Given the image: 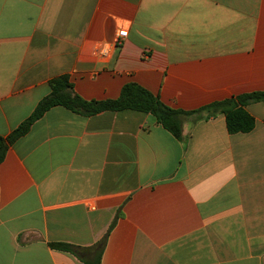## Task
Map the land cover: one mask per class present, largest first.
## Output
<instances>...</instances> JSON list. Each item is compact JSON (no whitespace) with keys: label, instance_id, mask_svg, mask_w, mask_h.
Segmentation results:
<instances>
[{"label":"crops","instance_id":"1","mask_svg":"<svg viewBox=\"0 0 264 264\" xmlns=\"http://www.w3.org/2000/svg\"><path fill=\"white\" fill-rule=\"evenodd\" d=\"M62 76L86 102L139 88L181 135L47 109L0 161V264H264V101L247 133L216 106L264 92V0H0V137Z\"/></svg>","mask_w":264,"mask_h":264},{"label":"trees","instance_id":"2","mask_svg":"<svg viewBox=\"0 0 264 264\" xmlns=\"http://www.w3.org/2000/svg\"><path fill=\"white\" fill-rule=\"evenodd\" d=\"M49 86L51 89L49 95L38 103L33 113L16 127L8 137H0V161L4 157L7 144L24 135L35 120L41 117L47 109L56 105H62L74 111H83L86 114L127 107L150 110L156 116L157 122L162 124L173 136L179 138L181 135L179 122L177 123L180 113L161 106L156 99L139 88L127 87L120 98L115 101L86 102L72 94L71 85L65 76L53 79ZM249 101H264V92L247 94L239 97L236 101L216 105L224 106L223 113L229 133H247L253 129L254 119L243 107ZM49 247L73 254H78L80 251L75 246L62 243H50ZM86 264H99L96 254L92 259L87 260Z\"/></svg>","mask_w":264,"mask_h":264},{"label":"built area","instance_id":"3","mask_svg":"<svg viewBox=\"0 0 264 264\" xmlns=\"http://www.w3.org/2000/svg\"><path fill=\"white\" fill-rule=\"evenodd\" d=\"M125 36H126V31L124 29L123 30H119L118 33H117L116 42L122 40Z\"/></svg>","mask_w":264,"mask_h":264}]
</instances>
